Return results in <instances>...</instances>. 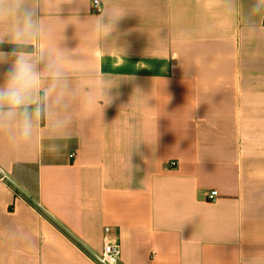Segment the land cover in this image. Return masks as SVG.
<instances>
[{"label":"crops","instance_id":"0c3cea01","mask_svg":"<svg viewBox=\"0 0 264 264\" xmlns=\"http://www.w3.org/2000/svg\"><path fill=\"white\" fill-rule=\"evenodd\" d=\"M92 1L43 0V18L113 99L59 154L0 136L19 189L0 179V264H95L110 237L118 264H264V21L241 31L252 0L236 14L222 0H101L124 16L95 48Z\"/></svg>","mask_w":264,"mask_h":264},{"label":"clouds","instance_id":"9594fccd","mask_svg":"<svg viewBox=\"0 0 264 264\" xmlns=\"http://www.w3.org/2000/svg\"><path fill=\"white\" fill-rule=\"evenodd\" d=\"M222 3L229 14L240 7L239 0ZM123 16L107 5L100 10L90 26L94 48L117 32ZM257 20L264 21V0H252L242 17L245 37L256 36ZM50 31L43 0H0V46H12L10 51L0 50V67L7 66L0 72V136L14 147L39 142L42 150L59 154L64 142L82 132L84 120L96 111L102 113L113 97H100L92 90L73 50L51 42ZM175 58L181 60L179 55ZM104 87L110 92L115 82L106 80Z\"/></svg>","mask_w":264,"mask_h":264},{"label":"built area","instance_id":"2783aa9c","mask_svg":"<svg viewBox=\"0 0 264 264\" xmlns=\"http://www.w3.org/2000/svg\"><path fill=\"white\" fill-rule=\"evenodd\" d=\"M104 8V5L101 0H93L91 9L92 12L95 14H100V10ZM73 154L70 155L72 157ZM0 179L4 182H6L8 185L14 187V190L16 191L17 195H19L18 187L15 183V181L12 179L10 174L5 171L1 166H0ZM218 191L217 190H210L207 192L206 195V200L207 201H215L218 198ZM36 205L38 208L45 210L42 204L39 202H36ZM121 257V247L120 244L118 243L117 240L114 238H106L102 247L101 252L99 253H94L90 255V259L95 263V264H118L120 261Z\"/></svg>","mask_w":264,"mask_h":264}]
</instances>
